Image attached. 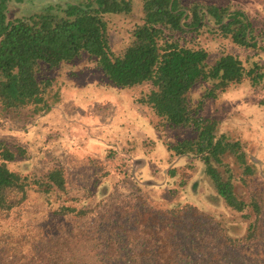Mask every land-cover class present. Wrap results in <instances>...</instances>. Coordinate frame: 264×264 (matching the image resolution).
I'll return each instance as SVG.
<instances>
[{
	"label": "trees",
	"instance_id": "trees-1",
	"mask_svg": "<svg viewBox=\"0 0 264 264\" xmlns=\"http://www.w3.org/2000/svg\"><path fill=\"white\" fill-rule=\"evenodd\" d=\"M41 2L8 19L0 0V106L43 103L54 68L99 69L103 87L129 89L155 127L196 133L165 145L169 156L199 161L245 233L233 237L212 216L170 201L181 184L155 207L127 153L103 155L99 176L76 186L65 164L42 174L11 170L14 153L0 143V264H264V243L252 247L264 240V198L246 179L257 175L254 162L203 115L228 87L264 84V35L252 34L242 12L200 0ZM103 181L113 186L97 196Z\"/></svg>",
	"mask_w": 264,
	"mask_h": 264
},
{
	"label": "rangeland",
	"instance_id": "rangeland-1",
	"mask_svg": "<svg viewBox=\"0 0 264 264\" xmlns=\"http://www.w3.org/2000/svg\"><path fill=\"white\" fill-rule=\"evenodd\" d=\"M3 1L8 19L22 15L28 7L42 5L41 0ZM200 1L242 12L251 23L252 34L264 35V0ZM259 44L264 45V36ZM261 56L264 58V52ZM86 68H54L43 103L17 110L0 106V143L14 153V160L7 166L20 173L42 174L65 164L74 185L90 186L100 174L99 158L112 152L127 153L133 180L155 207L164 206L161 198L165 189L174 190L181 184L170 201L194 207L221 222L227 234L242 237L244 223L214 195L199 161L190 156L171 158L169 155L174 153L165 147L196 133L155 127L146 118L145 107L129 97V89H105L101 71ZM198 94L200 91H192L193 97ZM203 115L216 120L217 129L228 140L240 141L258 175L247 176V186L264 198V84L242 82L228 87L205 103ZM111 186V182L99 183L97 196L108 193ZM200 221L208 220L201 217ZM211 227L213 223L206 228ZM263 243L262 237L252 243L254 251H262Z\"/></svg>",
	"mask_w": 264,
	"mask_h": 264
},
{
	"label": "crops",
	"instance_id": "crops-1",
	"mask_svg": "<svg viewBox=\"0 0 264 264\" xmlns=\"http://www.w3.org/2000/svg\"><path fill=\"white\" fill-rule=\"evenodd\" d=\"M135 161H142L141 159H138V158H136V160ZM175 161V160H174Z\"/></svg>",
	"mask_w": 264,
	"mask_h": 264
}]
</instances>
